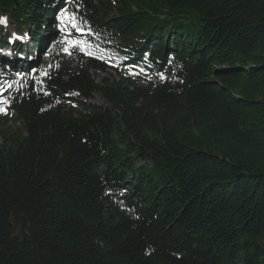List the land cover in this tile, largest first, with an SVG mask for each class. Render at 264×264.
I'll return each mask as SVG.
<instances>
[{
    "label": "trees",
    "instance_id": "obj_1",
    "mask_svg": "<svg viewBox=\"0 0 264 264\" xmlns=\"http://www.w3.org/2000/svg\"><path fill=\"white\" fill-rule=\"evenodd\" d=\"M0 13L22 34L0 26L1 48L32 42L6 93L21 130L0 129V264H264V0H0ZM112 62L147 69V87L96 81Z\"/></svg>",
    "mask_w": 264,
    "mask_h": 264
},
{
    "label": "rangeland",
    "instance_id": "obj_2",
    "mask_svg": "<svg viewBox=\"0 0 264 264\" xmlns=\"http://www.w3.org/2000/svg\"><path fill=\"white\" fill-rule=\"evenodd\" d=\"M115 13V12H114ZM5 16L6 19H9L7 15L0 13V17ZM58 18L62 19V21L69 22V13L67 11L60 12L58 14ZM10 20V19H9ZM2 23V24H1ZM0 26L5 27L10 35L13 33H19L17 29L12 24H8L1 22ZM73 25V23H72ZM58 43V53L59 56L66 60L67 63L73 67H76L78 64L79 57L76 55L78 53V47L74 42L70 40H59ZM31 46V44L29 43ZM18 47V46H17ZM26 52V49L23 48L19 54L17 55V59L19 60L14 66V68L6 67L3 76L5 78L0 82V129L4 130L9 136H15L21 130V124L15 119V115H12L8 109V106L5 104L6 101V93L12 92L16 90L20 86V78L23 77L24 72L22 69L27 68L26 58L29 56ZM109 67L105 72H101L96 74L95 72H91L96 81H101L103 77L115 78L117 81L121 77H127L132 82L135 83L136 86L147 87L150 82V74L140 68L134 66H120L117 63H109ZM92 102L103 104V99L99 95H95L92 99ZM138 165L148 164V162H144L141 159L136 161Z\"/></svg>",
    "mask_w": 264,
    "mask_h": 264
},
{
    "label": "snow or ice",
    "instance_id": "obj_3",
    "mask_svg": "<svg viewBox=\"0 0 264 264\" xmlns=\"http://www.w3.org/2000/svg\"><path fill=\"white\" fill-rule=\"evenodd\" d=\"M69 19H71V17H70ZM3 22L6 23V18L3 19ZM74 26H75V25H74Z\"/></svg>",
    "mask_w": 264,
    "mask_h": 264
}]
</instances>
